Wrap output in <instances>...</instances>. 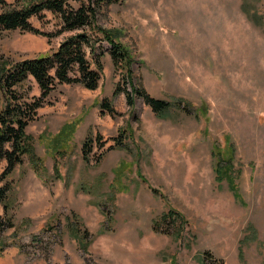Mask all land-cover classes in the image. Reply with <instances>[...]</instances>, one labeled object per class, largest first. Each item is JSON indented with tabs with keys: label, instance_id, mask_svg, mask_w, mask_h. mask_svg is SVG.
I'll return each instance as SVG.
<instances>
[{
	"label": "rangeland",
	"instance_id": "1",
	"mask_svg": "<svg viewBox=\"0 0 264 264\" xmlns=\"http://www.w3.org/2000/svg\"><path fill=\"white\" fill-rule=\"evenodd\" d=\"M208 1L118 0L101 10L96 25L127 48L132 82L171 107L157 115L141 97L129 107L132 83L105 42L100 87L60 84L27 127L46 171L26 156L11 176L14 227L0 235V264H264V0ZM30 22L61 28L49 11ZM68 35L1 31L0 70ZM19 91L41 95L32 77ZM105 99L117 115L102 111ZM77 121L57 153L39 138ZM226 162L232 179L217 171Z\"/></svg>",
	"mask_w": 264,
	"mask_h": 264
},
{
	"label": "trees",
	"instance_id": "2",
	"mask_svg": "<svg viewBox=\"0 0 264 264\" xmlns=\"http://www.w3.org/2000/svg\"><path fill=\"white\" fill-rule=\"evenodd\" d=\"M116 1L118 0H39L29 5L7 8V2L0 0L5 7L0 13V33L3 30L22 29L29 33L45 35L49 40L69 33L56 50L31 60L16 62L0 70V89L5 100L4 107L0 109V163L7 162V167L0 176V205L6 214L10 211L9 201L14 190L11 176L15 169L25 162L26 156L32 159L33 170L46 171L42 158L34 155L35 138L27 133L28 125L36 119L38 109L44 107L46 98L60 84H80L88 90H96L100 87L104 70L102 56L105 42L110 46L109 54L112 56L115 68H122L125 73L124 78L132 83L131 92L123 90L129 107L135 104V97L143 98L145 104L149 105L157 115H161L171 107L170 102L150 96L132 82V59L127 48L114 33L96 25L101 10ZM44 11L59 17L61 28L57 32L43 33L30 22L35 16H43ZM31 77L39 85L41 95L27 100L20 95L19 87ZM100 107L103 112H108L112 116L117 115L106 99L100 103ZM76 123H68L54 137L48 139V133H43L39 138L57 153L61 151L62 146L72 142L79 125L78 121ZM91 141L84 143L83 152L87 155L85 159H88V154L93 149L94 143ZM57 164L58 162L54 169L58 175ZM228 165L229 162H226L225 168L222 170L217 168V171L223 177L232 179V171L227 167ZM167 217L174 215L164 216L163 221H167ZM12 227L14 224L11 218H8V214L6 218L0 215V235Z\"/></svg>",
	"mask_w": 264,
	"mask_h": 264
},
{
	"label": "bare ground",
	"instance_id": "3",
	"mask_svg": "<svg viewBox=\"0 0 264 264\" xmlns=\"http://www.w3.org/2000/svg\"><path fill=\"white\" fill-rule=\"evenodd\" d=\"M207 1H208V0H207ZM208 2H209V1H208ZM206 3H207V2H206ZM178 16H179V15H178ZM186 16H187V15H186ZM186 16H185V17H186ZM181 17L183 18V16H180V18H181ZM184 19H185V18H184ZM182 21H183V20H182ZM185 21H186V20H185ZM187 21H189V20H187ZM185 24H187V23L185 22ZM189 24L193 25L192 23H189ZM205 24H206V23H205ZM216 25H217V24H216ZM216 25H215V26H216ZM218 25H219V24H218ZM187 27H188V26H187ZM204 28H205V27H204ZM193 29H194V26H193ZM205 29H206V28H205ZM214 29H215V28H214ZM207 30H208V29H207ZM210 31H211V30H210ZM205 33H206V32H205ZM223 33H224V32H223ZM229 33H231L230 30H229ZM229 33H228V34H229ZM201 34H202V33H201ZM207 34H208V33H207ZM203 35H205V34H203ZM220 35H221V34H220ZM230 35L232 36V39L234 40V42L237 41L238 37L236 36V34H235V32H234L233 30H232V33H231ZM213 36H216V35L213 34ZM194 37H195V36H194ZM204 37H205V36H204ZM206 37H207V35H206ZM219 37H220V36H219ZM219 37H218L217 40H219ZM227 37H228V35H227ZM229 37H230V36H229ZM229 37H228V38H229ZM197 38H198V37H197ZM201 38H202V37H201ZM198 39H199V38H198ZM207 39H208V38H207ZM203 40H205V38H203ZM203 40H202V41H203ZM217 40H216V41H217ZM220 40H221V37H220ZM220 42H221V41H220ZM220 42H218V43H220ZM201 43H202V42H201ZM236 44H237V43H236Z\"/></svg>",
	"mask_w": 264,
	"mask_h": 264
}]
</instances>
